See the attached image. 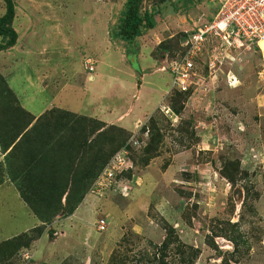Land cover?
<instances>
[{
	"label": "rangeland",
	"instance_id": "1",
	"mask_svg": "<svg viewBox=\"0 0 264 264\" xmlns=\"http://www.w3.org/2000/svg\"><path fill=\"white\" fill-rule=\"evenodd\" d=\"M119 2L127 0H14L13 27L19 39L15 48L0 53V107L20 105L33 114L63 106L74 111L90 105L118 110L131 105L135 115L140 94L123 100L126 95L116 86L120 80L127 90L134 87L129 67L133 53L123 52V44L114 39L123 13ZM154 3V11L162 13L159 20L172 15L180 19L179 30H189L178 31L164 44L167 60L181 53L194 23L210 20L218 8L213 0H146L144 6ZM105 10L116 16L112 45ZM4 13L0 0V17ZM155 56L162 58L163 50H156ZM239 60L222 66L213 83L207 77V85L194 92L197 87L187 100L168 91L164 104L178 118L172 121L162 108L154 114L164 137L155 156L144 163L150 138L147 119L134 132L127 131L119 148L128 149L130 173L115 187L90 190L72 215H59L47 225L30 247L31 260L22 261L17 254L0 264H109L113 256L139 264L154 259L155 252L159 262L156 246L171 233L200 250L196 264H264V101L259 99L264 81L257 78L262 62L252 51H243ZM203 63L198 72L206 75ZM229 70L240 77L241 87H229ZM152 76L143 81L149 95L171 81L169 72ZM8 186L0 188V228H5L0 243L36 222L27 215L35 216L32 210L25 211L26 205ZM102 220L105 231L99 230ZM237 234L247 242L239 252L226 237ZM168 252H163L166 261L174 263V251Z\"/></svg>",
	"mask_w": 264,
	"mask_h": 264
},
{
	"label": "trees",
	"instance_id": "2",
	"mask_svg": "<svg viewBox=\"0 0 264 264\" xmlns=\"http://www.w3.org/2000/svg\"><path fill=\"white\" fill-rule=\"evenodd\" d=\"M2 1L5 13L0 17V53L15 48L19 39L13 27L16 18L14 0ZM145 1L127 0L116 26L115 40L130 43L145 29L155 27L159 9L158 12L150 11L145 8ZM165 43L159 49L166 53ZM0 108L3 121L0 122V149L4 155V162H0V186L7 175L41 222L30 232L0 243V260L5 261L22 250H30L32 243L41 239L46 226L59 215H72L117 153L125 150L129 159L130 156L127 148L119 149L129 132L118 126L108 128L96 118L67 109L52 108L36 117L20 105ZM149 136L144 163L155 156L164 138L155 116L149 118ZM130 170L124 173H130ZM236 227L232 225L233 229ZM226 237L234 244L235 252L247 244L238 234ZM156 249L161 253L159 262L155 260V252L153 261L149 257L148 263L142 259L139 264H196L200 255V250L185 245L172 233ZM172 250L176 258L174 263H169L163 252L170 254L168 251ZM144 253V258L148 257L149 252ZM109 264H128V259L113 256Z\"/></svg>",
	"mask_w": 264,
	"mask_h": 264
},
{
	"label": "built area",
	"instance_id": "3",
	"mask_svg": "<svg viewBox=\"0 0 264 264\" xmlns=\"http://www.w3.org/2000/svg\"><path fill=\"white\" fill-rule=\"evenodd\" d=\"M214 1L218 8L213 19L193 30L183 44V52L172 58L168 64L172 76L171 91L181 93L186 98L197 87L194 92L206 86L207 77L213 83L217 79L218 71L222 72V66L240 63L239 58L243 51L260 54L262 64L257 78L264 81V0ZM201 61L204 62L208 76H202L198 72ZM226 79L230 87L241 85L240 79L232 70L227 72ZM162 110L172 121L177 120L178 115L170 106L164 105ZM131 168L132 163L127 152L120 151L97 178L93 191L104 186L115 187V183L121 181L120 175ZM99 230H106L103 220L99 222ZM33 255L32 250L26 249L18 257L26 262Z\"/></svg>",
	"mask_w": 264,
	"mask_h": 264
},
{
	"label": "crops",
	"instance_id": "4",
	"mask_svg": "<svg viewBox=\"0 0 264 264\" xmlns=\"http://www.w3.org/2000/svg\"><path fill=\"white\" fill-rule=\"evenodd\" d=\"M122 3V2H121ZM119 2V4H121ZM146 3V1H145ZM112 4V3H111ZM109 4V5H111ZM126 3L121 4L122 10H124ZM155 3L152 5H149L148 7L146 6L145 8L149 9L152 11L155 9L156 6ZM97 9H101V5L95 6ZM103 7V6H102ZM110 7V6H108ZM98 11V10H97ZM186 13L185 10H181ZM107 12V14H106ZM122 15V14H121ZM162 16V13L160 14L159 17ZM115 15L112 14L111 12H108L105 10L104 16H103V21L105 25L108 28L107 31V36H108V43L112 45V38H111V29H112V21L115 19ZM212 18V17H211ZM155 27L153 29H145L140 37H137L134 39L132 42L128 43L123 40L118 41L119 43L123 44V52L127 53H133L132 55V61L130 64V70H132L131 76L134 79V83L132 84L133 89L127 90V87L124 85V83L120 80H116V86L121 92L122 95H126L124 99H127V96L134 97V95H138V98L140 97V101L138 102L137 105V113L134 115L133 113L136 111L135 108H132L131 105H126L124 108L118 110L115 109V107H106V106H98V107H93V106H88L86 107H81L80 110H74L72 109H67L66 106L61 107L62 109H67L72 112H80L81 114H87L91 117H94L108 125H115L118 127H121L123 129H126L127 131L134 132L137 127L145 122L147 119L151 118L154 116V114L157 112L159 108H161L165 97L169 91V83L163 87V89H157L155 90L152 89V95L147 94L148 91L146 88V85H144L143 81L144 78L158 73H167L169 70L164 69V66H167L168 64L164 62L166 60L165 58V52L163 51V56L162 58H158L155 56V51L159 49L160 45L167 42L168 40L173 39L178 31H185L186 33L189 30H179L177 28V23L180 21L175 16L172 15H166L160 20L158 19V16L155 17ZM192 19V18H191ZM193 20V19H192ZM209 21V20H208ZM207 21H204L203 23H197L195 22L196 25L204 24ZM187 26L184 27L186 29ZM117 41V40H116ZM122 55L125 57L126 55ZM170 73V72H169ZM140 76V79H139ZM154 77V76H152ZM95 80V75H92L91 81ZM139 80V82H138ZM138 83V84H137ZM131 87V86H130ZM120 88L122 90H120ZM130 93V94H128ZM138 93V94H137ZM137 98V99H138ZM259 99H262L264 101V96H261ZM258 99V100H259ZM261 101V100H260ZM83 108V109H82ZM47 110H42L39 113H33L35 116H40L43 113H45ZM86 112V113H85ZM128 124V128L125 126ZM207 125V124H206ZM205 129V128H204ZM4 185H9L8 187H12L15 189L17 192V195L21 198L17 188L12 184V183H7L5 182L3 185L0 186V188ZM22 203L26 205L25 211L27 210V204L23 201L21 198ZM5 203V202H4ZM4 204H2V207ZM14 213V212H13ZM10 213V217L11 214ZM30 218L34 217L36 219V222L27 229L29 232L30 230L34 229L35 227L39 226L41 222L39 219L35 216H33L30 212L27 214ZM12 218V217H11ZM13 219V218H12ZM0 221L3 223V221L0 219ZM5 229V228H0V230ZM6 241V240H5Z\"/></svg>",
	"mask_w": 264,
	"mask_h": 264
},
{
	"label": "clouds",
	"instance_id": "5",
	"mask_svg": "<svg viewBox=\"0 0 264 264\" xmlns=\"http://www.w3.org/2000/svg\"><path fill=\"white\" fill-rule=\"evenodd\" d=\"M214 1V0H213ZM215 13H216V11L214 12V15H215ZM214 15L212 16V18L209 20V21H207L206 23H208V22H210L212 19H213V17H214ZM195 24V23H194ZM205 24V23H204ZM203 24H200V25H196L195 24V26H194V28L193 29H191V31H190V33L193 31V30H195L197 27H200V26H202ZM190 33H189V35H190ZM189 35H188V37H189ZM188 40V38L181 44L182 45V51H181V53L183 52V50H184V47H183V44L186 42ZM180 53V54H181ZM180 54H178L176 57H178ZM166 56H167V54H165ZM176 57H172V58H176ZM172 58H170L169 60H167L168 59V57H167V59L165 60V62L167 63V64H169V61L172 59ZM164 68L166 69V70H169L168 69V65L167 66H164ZM205 68V67H204ZM206 69V68H205ZM169 72H170V70H169ZM200 73V72H199ZM201 74V73H200ZM218 74V73H217ZM170 75H171V73H170ZM202 75V74H201ZM202 76H208V71H206V75H202ZM239 79H240V77L239 76H237ZM226 78H227V75H226ZM240 81H241V83H242V80L240 79ZM226 82H227V79H226ZM171 83H172V76H171V81H170V86H169V91H171ZM227 84H228V82H227ZM229 85V84H228ZM242 85V84H241ZM241 85H238V86H236V87H231V88H233V89H236V88H239V87H241ZM229 87H230V85H229ZM174 92V91H173ZM177 94H180V95H182L183 96V98H182V101L185 99V100H187L188 99V97L186 98V97H184V95L183 94H181V93H178V92H176ZM168 94V93H167ZM167 96V95H166ZM166 98V97H165ZM183 104V103H182ZM165 104H164V102H163V104H162V106H161V108L164 106ZM171 108V107H170ZM172 109V108H171ZM173 111V110H172ZM174 112V111H173ZM175 113V112H174ZM176 114V113H175Z\"/></svg>",
	"mask_w": 264,
	"mask_h": 264
},
{
	"label": "bare ground",
	"instance_id": "6",
	"mask_svg": "<svg viewBox=\"0 0 264 264\" xmlns=\"http://www.w3.org/2000/svg\"><path fill=\"white\" fill-rule=\"evenodd\" d=\"M264 46V45H263Z\"/></svg>",
	"mask_w": 264,
	"mask_h": 264
}]
</instances>
